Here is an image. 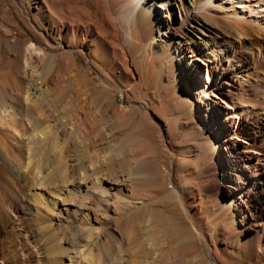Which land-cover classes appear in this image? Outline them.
Instances as JSON below:
<instances>
[{
    "label": "bare ground",
    "instance_id": "1",
    "mask_svg": "<svg viewBox=\"0 0 264 264\" xmlns=\"http://www.w3.org/2000/svg\"><path fill=\"white\" fill-rule=\"evenodd\" d=\"M30 1L34 16L22 14L41 42L30 38L17 45L0 31V264H162L161 246L149 233V211L117 215L108 200L114 190L128 188L115 182L117 177L106 179L105 190L95 186L93 174L74 177L65 160L68 143L54 134L42 108L48 103L55 111L71 110L84 130L100 122L105 101L113 111L139 110L135 104L121 107L114 93L106 97L104 91L116 89L108 80L101 91L86 89L93 84L91 71L78 59L93 66L98 56L114 55L116 31L104 14L106 4L101 0L98 10L86 0ZM151 1L142 8L158 3L163 11L156 21L160 47L176 61L178 80L194 107L190 124L199 139L191 154L208 161V191L218 197L216 206L224 214L209 234L191 206L199 199L178 187L173 197L190 227L184 240L194 241L208 264L221 263L217 237L235 250L250 243L253 263L264 264V27L240 20L226 7L197 14L209 0ZM170 6L181 11L177 19ZM199 28L206 29L202 37L196 35ZM193 57L201 58L209 74L205 87L199 68L190 65ZM98 192L106 209L93 204ZM234 238L238 241L231 245Z\"/></svg>",
    "mask_w": 264,
    "mask_h": 264
},
{
    "label": "rangeland",
    "instance_id": "2",
    "mask_svg": "<svg viewBox=\"0 0 264 264\" xmlns=\"http://www.w3.org/2000/svg\"><path fill=\"white\" fill-rule=\"evenodd\" d=\"M86 1L90 9L95 6L101 9V0ZM102 1L106 4L104 14L113 22L116 31L114 55L109 58L98 56L93 60V66L87 60L78 59L84 69L91 71L93 84L88 83L86 89L101 91L103 80H108L116 89L104 91L106 97L114 93L121 107L135 104L139 110L113 111L109 102L105 101L100 122L84 130L74 123L71 110L63 109L61 113L50 108L48 103H43L42 108L50 115L54 134L68 143V158L65 160L68 166L72 165L73 171L75 169L74 177L93 174L99 181L95 186L103 190L108 187L106 179L114 181L117 177L119 180L115 182L125 183L128 187L126 191L122 188L114 190V195L108 200V205H113L117 215L129 218L144 208L149 211V233L161 246L162 264H208L196 243L184 240L190 227L173 192L180 188L185 195L199 199L191 206L199 210L195 219L209 234L214 231L219 219L224 218V214H220L216 206L218 197L208 191L210 179L205 177L204 172L208 161L198 162L191 154L193 143L199 139L190 124L194 120V107L178 80L176 61L166 49L160 47L163 42L156 21L164 13L157 7L158 3L148 6L147 10L142 8L151 0ZM58 7L61 8L60 5ZM220 7L234 9L240 20L264 27V0H209V4L196 13H215V8ZM168 9L177 19L181 11L173 6ZM22 10L34 16L30 0H0L1 34L8 40L16 39L17 45L27 44L30 38L34 43L41 42L38 33L34 31L33 35L30 31L31 25L26 22ZM39 22L38 17L33 18V23ZM201 31L205 33L206 29L199 28L196 35L202 37ZM200 60L193 57L190 65L199 68L200 86L205 87L206 75L209 74ZM69 92L70 88L64 90V94ZM212 99L216 100L213 96ZM159 124L162 125L161 131ZM15 128L16 133L20 132L18 127ZM143 166L151 170L147 172ZM99 195V192L96 193L93 204L106 209L108 206L98 201ZM138 201H142V204H136ZM10 215L15 218V214ZM217 238L216 248L221 261L218 264H254L255 247L252 244H240L235 250L229 245H221ZM235 241L238 238L229 240V243L234 245Z\"/></svg>",
    "mask_w": 264,
    "mask_h": 264
}]
</instances>
